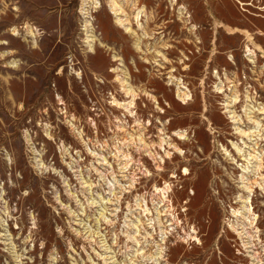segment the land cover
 <instances>
[{
    "label": "rangeland",
    "instance_id": "1",
    "mask_svg": "<svg viewBox=\"0 0 264 264\" xmlns=\"http://www.w3.org/2000/svg\"><path fill=\"white\" fill-rule=\"evenodd\" d=\"M115 1L0 0V264H264V0Z\"/></svg>",
    "mask_w": 264,
    "mask_h": 264
},
{
    "label": "bare ground",
    "instance_id": "2",
    "mask_svg": "<svg viewBox=\"0 0 264 264\" xmlns=\"http://www.w3.org/2000/svg\"><path fill=\"white\" fill-rule=\"evenodd\" d=\"M111 1L113 3V5L111 6V8L113 9L112 13H114L115 11L118 10V9L115 8L116 6H118V4H117V2L115 0H111ZM118 7L121 9L120 6H118ZM91 38H89V39H91ZM218 92H220V91H218ZM256 123H257V127H258L260 122L258 121ZM253 128L255 129V127H253ZM255 130H257V129H255ZM255 149H256L255 146L248 147V151H246V156H245V151L241 150L240 148L237 149L238 155L242 156L243 158H247L246 162H245V165H243V166L241 165V167H240V169L242 171V174H240L241 175V179H242V183L241 184H242V187H244L246 190H249L251 188V185H250L251 183L249 182L250 177H247L249 173H253V176L256 177V178H253L254 182H256L258 184L260 189H264V181H263L264 180V175H263L264 166L262 165L263 164L262 158H261L262 155H261V153L257 152ZM227 156H228V153H227ZM252 159H253V161H251ZM245 178H247L246 182L244 180ZM253 184H255V183H253ZM239 200L243 204L244 212H242V213L245 214V211L249 212L251 209H246V210L244 209L245 206H247V204L250 202L249 201V197L246 196V198L243 197V199H239ZM250 206H252V205H250Z\"/></svg>",
    "mask_w": 264,
    "mask_h": 264
}]
</instances>
